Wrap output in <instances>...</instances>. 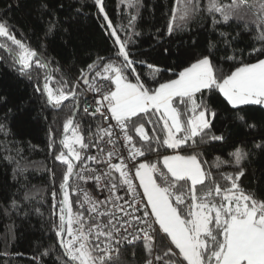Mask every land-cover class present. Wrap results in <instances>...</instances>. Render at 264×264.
<instances>
[{
    "label": "trees",
    "instance_id": "trees-1",
    "mask_svg": "<svg viewBox=\"0 0 264 264\" xmlns=\"http://www.w3.org/2000/svg\"><path fill=\"white\" fill-rule=\"evenodd\" d=\"M102 2L104 12L95 0H0V22H5L16 38L34 49L41 63L46 64L39 67L33 63L22 74L12 53L0 47V125H3L0 130V264H65L68 261L56 227L66 165L55 156L61 150L66 152L60 144L63 125L78 107L74 122L79 123L84 142L88 144L89 136L96 135L98 120L82 111V98L88 85L83 84L81 71L87 74V66L93 62L102 65L123 59L118 56L116 36L110 34L112 28L127 43L134 61V71L126 73L128 78L134 83L138 76L149 89L175 79L184 67L205 56L212 62L218 78L230 74L242 63L264 59V55L254 50L264 48L259 39L262 29L258 21L262 0H219L220 4L233 5L232 18L227 22L220 13L207 11L209 0H190L198 13L187 20L180 18L185 0H134L131 6L126 0ZM105 13L111 27L104 18ZM169 24L174 27L171 35L167 31ZM4 43L16 47L0 37V44ZM98 57L104 61H97ZM150 65L161 71L153 72ZM94 75L95 72L90 83L98 80L99 77L93 79ZM45 77L51 79L46 81ZM45 83L54 90L65 87V91H71L75 86L77 96L69 97L60 105L51 104L43 91ZM195 98L197 103L203 101L209 112H215L214 117H207L211 127L203 140L197 137L195 146L189 141L177 149L152 140L153 151H148V142L130 124L129 135L145 152L142 161L156 163L167 174L162 160L165 154L179 151L186 156L197 155L204 170L224 189L230 186L224 175L238 170L232 154L237 148H243L249 156L243 163L245 175L238 182L240 188L245 194L264 200V150L255 147L264 143V106L241 105L234 109L218 90H205ZM178 106L186 121L191 115V104ZM156 116L151 119L155 120ZM238 117H244L256 127L249 128ZM145 119L133 118V121L136 126L144 123L150 137L163 140L162 121L154 124L146 123ZM212 135H222L224 139L211 140ZM87 150H81L83 157ZM82 161L77 162L76 171ZM156 177L163 184L159 173ZM74 180L75 175L69 183L73 210L78 200ZM164 250L157 249L161 255ZM146 257L138 242L121 247L114 264H144Z\"/></svg>",
    "mask_w": 264,
    "mask_h": 264
},
{
    "label": "snow or ice",
    "instance_id": "snow-or-ice-1",
    "mask_svg": "<svg viewBox=\"0 0 264 264\" xmlns=\"http://www.w3.org/2000/svg\"><path fill=\"white\" fill-rule=\"evenodd\" d=\"M126 2L131 6L134 0ZM95 3L100 6V11L104 12L102 0H95ZM232 7L233 5L220 4L219 0H209L207 11L220 13L223 21L227 22L232 18ZM197 13V6L190 0H185L180 18L187 20ZM104 18L111 27L106 13ZM134 19L135 17H132V20ZM172 20L174 24L175 15ZM258 21L262 29L259 39L264 43V0L259 5ZM131 23L130 20V26ZM173 24L168 25L169 35L174 31ZM52 27L50 25L49 31ZM110 34L116 36L118 56L123 59L119 63L108 61L101 65L93 62L87 66V73L95 72L93 79L102 77L108 82V90L104 92L90 83L88 75L84 70L81 71L83 83L88 85L91 91L101 94V99L96 101L95 111L88 113L85 108L84 112L91 116L100 114L105 119L110 115L115 121L124 141L130 146L129 162H133L134 176L138 177L139 187H142L143 192H137L138 186L134 183L128 164L115 148L116 141L113 137L116 133L111 125L108 128L97 125L96 135L100 140L108 137L106 143L113 145L112 149L105 153L98 143L93 144L92 147L99 148L104 155L86 157L98 165L104 163L106 171L95 174V170H89L92 174L88 177L83 175L84 166L76 171L77 162L85 159L81 150L89 148V144L84 142L79 123L74 122L75 112L68 117L63 125V139L60 141L67 154L61 150L55 156L57 161L66 165L60 185L63 198L60 201L59 224L56 225L57 236L61 237L59 242L68 257L65 264H114V258L120 251L118 246L122 241L129 245L139 242L143 246L147 253L144 264H177V261L179 264H264V200L245 194L238 183L245 175L243 163L248 159V151L237 148L233 152L238 170L233 174L224 175L223 179L230 182V186L221 189L211 174L204 170L197 155L164 156L163 166L167 169V174L161 172L156 163H134L136 157H143L145 152L136 146L133 136L128 132L131 124L134 132L138 133L143 141L148 142V151H153L152 140L172 149L180 148L189 141L195 146L196 138L203 140L207 134L206 130L211 127L207 117L215 116V112H209L203 101L197 103L196 94H203L205 90H218L234 109L241 105L264 106V59H259L256 63H242L230 74L218 78L212 62L205 56L184 67L175 79L149 89L138 76L134 83L128 78L126 73L129 70L134 71V61L130 58L127 43L120 40L115 28H112ZM0 37L10 40L16 46L11 48L7 43L0 44V47L7 48L12 53V59L20 65L19 71L22 74H25L33 63L46 67L38 58V53L17 39L5 22H0ZM254 50L264 55V48ZM97 61H104V58L98 57ZM149 67L153 72L161 71L158 67ZM97 68L101 70L96 71ZM45 79L48 81L51 77ZM37 90L41 89L37 87ZM43 91L47 93L48 102L54 105H60L69 97L75 99L77 96L75 86L71 91H65V87L54 90L49 83H45ZM174 103L184 104L186 107L191 104V115L186 121L181 120V113ZM153 116H156L155 120L151 119ZM133 118H146V123L154 124L162 121L165 138L160 140L159 137H150L144 123L136 126ZM238 119L249 128L256 127L244 117ZM2 129L3 125H0V130ZM210 139L223 140L224 137L212 135ZM255 147L264 150V143L256 144ZM113 157H119L120 162L112 163ZM219 166L217 164V167ZM113 172L118 173V177H114ZM157 173L163 178V184L157 182ZM73 175L80 180L96 181L107 189L109 195L100 201L89 192L81 190L79 208L82 211H74L69 191V180ZM119 187H124L126 195L132 194L133 201H125L133 208L132 213L117 204V201L123 199L113 195ZM137 195L146 197V200L137 201ZM53 197L55 198V192ZM139 203H143L142 212L136 207ZM109 204L110 209L101 210V205ZM111 209H118L124 216L130 217V220L118 217ZM85 212L89 213L87 217ZM136 212L141 214L135 215ZM101 218H106V222ZM131 221L142 227L129 232ZM65 234L70 238L63 239ZM157 249L166 250L161 255L157 254Z\"/></svg>",
    "mask_w": 264,
    "mask_h": 264
},
{
    "label": "built area",
    "instance_id": "built-area-1",
    "mask_svg": "<svg viewBox=\"0 0 264 264\" xmlns=\"http://www.w3.org/2000/svg\"><path fill=\"white\" fill-rule=\"evenodd\" d=\"M92 84L98 86L101 88V91H107L109 84L106 80H104L102 77H99L98 80L92 82ZM101 99V94L99 92H93L89 89L85 91V93L83 94V98H82V111L83 114H85L86 116L90 117V118H94L98 120V125L102 128H108L109 125L112 126V130L116 133L115 137H113V139H115L116 144H115V148L118 150L119 152V156L124 157L125 162L128 164V169L130 171V174L133 175V179H134V183L138 186L137 187V192L138 193H142L143 189L142 187H139V179L138 177L134 176V168H133V162H129V145H127V143L124 141L123 138V134L120 131V129L118 127H116L115 125V121L112 120L111 116L109 115L107 117V119H105L104 117H102L100 114H97L96 116H91L88 115L84 112V109L87 108V112L88 113H92L95 111L96 107H97V103L96 101ZM106 111V110H105ZM97 130V128H96ZM108 140V137H104L103 140H100L99 137L97 135H90L89 136V143L91 144V146H89L87 152L85 153L84 157L85 159L82 161V164L80 165V167L78 168L77 171L80 170V168L82 166L85 167V171L83 173V175L85 177H88L89 175H91L92 173L89 170H95V174H100L103 171H106L105 165L104 163L101 164H96L95 161H89L86 159L87 156H97V157H102L104 155V153H101L99 151V148H103L104 152L106 153L108 150H111L113 145L107 144L106 141ZM97 141V142H96ZM99 144V148L97 147H92L93 144ZM142 161V157H136V160L134 163H140ZM119 157H113L112 159V163H119ZM118 173L113 172V176L114 177H118ZM74 192L78 198L77 200V205L76 208L74 209V211L77 210H81L79 208V202L82 199V191H86L89 192L95 199L103 201L105 199V197H107L109 195L108 191L106 188H103L102 185H98L96 183V181L92 180V179H85V180H80L76 175H75V180H74ZM116 196H121L123 197V199L117 201V204L122 205L125 210L129 213L133 212V208L129 207L128 204L125 203V201H129L132 202L133 201V196L131 193H128L127 195L125 194V189L124 187H119L118 190L113 194ZM136 200H146V197H141L139 195L136 196ZM101 210H106V209H110L111 205H101ZM136 207H139L141 209V212L143 211V203H139L136 204ZM113 212L116 213V215L118 217H124V219L126 220H130V217L128 216H124L123 212L118 211V209H111ZM141 212H136L134 213L135 215H140ZM89 215V213L85 212V217H87ZM103 220H105L106 222V218H101ZM89 223H91V221H89ZM115 223V221H114ZM132 223V227L128 228L129 232H132L135 228H139L142 227V225L137 224L135 221H131ZM120 225H117V227H119ZM75 227V226H74ZM125 227H127V225H125ZM123 231V230H122ZM70 237L67 236V234L65 235V240L69 239ZM138 243V242H137ZM129 245L126 242H121V244L118 246L120 249L123 246ZM119 253L116 254V256ZM157 254L158 251H157ZM158 264V262H157Z\"/></svg>",
    "mask_w": 264,
    "mask_h": 264
},
{
    "label": "water",
    "instance_id": "water-1",
    "mask_svg": "<svg viewBox=\"0 0 264 264\" xmlns=\"http://www.w3.org/2000/svg\"><path fill=\"white\" fill-rule=\"evenodd\" d=\"M98 70V68L96 69V71ZM94 74V72H92V73H87V75H88V79H89V81H90V79H91V77H92V75ZM84 84V83H83ZM85 85V84H84ZM86 86V85H85ZM78 111H79V107L75 110V116H76V114L78 113ZM71 180H72V177L70 178V180H69V183L71 182ZM63 239H64V237H63Z\"/></svg>",
    "mask_w": 264,
    "mask_h": 264
},
{
    "label": "rangeland",
    "instance_id": "rangeland-1",
    "mask_svg": "<svg viewBox=\"0 0 264 264\" xmlns=\"http://www.w3.org/2000/svg\"><path fill=\"white\" fill-rule=\"evenodd\" d=\"M247 6L250 7L249 4H247ZM249 9H251V7H250ZM174 106L177 107L178 110L180 111V108H179L178 104L174 103ZM180 113H181V111H180ZM181 120L184 121V120H183V117H182V113H181ZM178 135H179V134H178ZM65 153H66V152H65ZM66 154H67V153H66ZM141 162H148V161H141ZM69 191H70V190H69ZM70 200H71V193H70Z\"/></svg>",
    "mask_w": 264,
    "mask_h": 264
},
{
    "label": "crops",
    "instance_id": "crops-1",
    "mask_svg": "<svg viewBox=\"0 0 264 264\" xmlns=\"http://www.w3.org/2000/svg\"><path fill=\"white\" fill-rule=\"evenodd\" d=\"M256 63V62H255ZM66 153H67V151H66ZM176 154H180V155H183V154H181L179 151H175V152H172V153H167V154H165L164 156H166V155H176ZM163 156V157H164ZM186 156V155H185ZM163 157H162V160H163Z\"/></svg>",
    "mask_w": 264,
    "mask_h": 264
}]
</instances>
